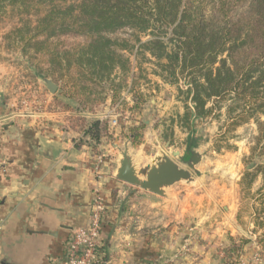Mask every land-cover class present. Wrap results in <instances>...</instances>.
I'll list each match as a JSON object with an SVG mask.
<instances>
[{"label":"trees","instance_id":"1","mask_svg":"<svg viewBox=\"0 0 264 264\" xmlns=\"http://www.w3.org/2000/svg\"><path fill=\"white\" fill-rule=\"evenodd\" d=\"M6 6L29 19L21 20L7 37L28 60L42 58L54 67L52 73L59 74L55 83L63 81L59 94L77 105L65 104L64 109L83 115L75 123L94 151L100 152L99 145L113 134L108 119L84 115L101 102L92 96V87L108 84L110 104L118 100L123 86L114 75L129 69L124 53L133 52L136 42L141 53L157 59L167 82L186 83L193 106H187L182 120L188 123L191 116H210L224 107L223 137L254 120L252 156L264 159V0H0V10ZM122 29L133 31L134 43L115 35ZM145 127L132 126L126 135L140 144ZM221 147L217 144L216 149ZM262 171L261 165L245 171L241 183L247 195ZM258 193L261 206L255 208L253 221L264 232V183ZM228 240L225 251L234 259L226 264H237L235 257L248 240L232 235ZM259 243L264 252V233Z\"/></svg>","mask_w":264,"mask_h":264},{"label":"crops","instance_id":"2","mask_svg":"<svg viewBox=\"0 0 264 264\" xmlns=\"http://www.w3.org/2000/svg\"><path fill=\"white\" fill-rule=\"evenodd\" d=\"M46 104L31 109L29 101V113L0 126V264H60L71 232L89 223L97 189L107 207V264H219L214 243L246 233L227 194L206 186L195 196L179 182L156 194L115 177L128 140L124 123L110 127L113 139L96 152L67 112ZM186 143L188 150L198 145L194 129ZM138 149L129 146L139 167L158 155ZM99 153L106 155L101 175L95 169Z\"/></svg>","mask_w":264,"mask_h":264},{"label":"rangeland","instance_id":"3","mask_svg":"<svg viewBox=\"0 0 264 264\" xmlns=\"http://www.w3.org/2000/svg\"><path fill=\"white\" fill-rule=\"evenodd\" d=\"M23 19L29 20L27 15H19L18 10L11 6L0 10V107L5 108L6 105V109L11 111L16 106L21 111H28L30 110L29 106L26 105L24 110L23 103L27 104L31 101L32 109L35 108V105L43 106L48 101L49 106L59 108L61 112H67L65 116L77 122V117L81 114L75 110L64 109L65 104H71L73 108H76L75 101L58 93L63 88V81L56 83L58 88L54 94H51L43 85L42 78H48L55 82L54 79L59 76L58 73H52L54 67L49 66L42 58L28 60L22 54L16 41L7 37L8 32L20 25ZM132 32L130 29H122L115 35L120 38H130L134 43ZM141 37L142 40L148 38L143 33ZM80 40L78 38L76 42ZM73 41L75 40H69V42ZM124 54L130 60L129 69L124 73L118 70L114 75L117 82H122L120 97L114 104H110L109 95L111 92L108 84L93 85L92 96L101 102L93 110L83 111L84 114H90L91 119L98 118L100 112L109 109L112 114H116L118 119L117 125H110L115 128L120 126L119 122L124 123V127L128 128L144 123L146 127L143 130L140 144H134L132 138L125 134L131 147L135 151L138 147H144L143 152L151 153L153 156L167 152L185 169H190L189 165L182 162L179 157L173 156L172 151H181V154L187 157L189 152L186 143L187 133L190 129H194L198 145L192 150L198 151L202 155V159L196 165L198 171L191 170L192 180L181 181L177 184L186 186L195 196L201 194L199 191L201 189L198 188L203 189L206 186L216 194H227V200L237 206L239 225L246 227L244 235L232 236H242L248 240L244 244L241 254L235 257V261L237 264H262L256 257L264 259V252L259 243V237L264 232L257 229L253 218L255 208L261 206L257 198H260L258 190L263 186L264 172L258 173L251 189L252 196L244 192L241 183L246 170L253 169L257 165L264 167V159L252 156L251 152L254 137L257 134L256 122L251 120L240 126L232 135L223 137L221 134L225 127V108L223 107L220 110L214 109L210 116H191V121L186 123L182 120V116L189 110L188 108L193 106L186 92V83L183 80L179 85L167 82L161 75L157 59L148 52L141 53L136 42L134 51H126ZM39 71H43L44 75H38ZM179 87L183 91H180ZM56 94L59 96L53 99ZM136 103L139 104V107L133 108ZM212 104L210 103L208 106ZM48 105L46 104V106ZM262 118L264 117L262 116ZM130 119H133L134 122L131 123ZM128 120L129 124H127ZM221 125H223L222 131ZM128 128H125L126 132ZM217 144L222 145L220 151L216 149ZM137 188L141 189L139 186ZM141 204L143 203L141 202ZM227 243L229 244L228 237L223 242L214 243L216 252L221 257L219 264H226L230 259H234L225 251Z\"/></svg>","mask_w":264,"mask_h":264},{"label":"water","instance_id":"4","mask_svg":"<svg viewBox=\"0 0 264 264\" xmlns=\"http://www.w3.org/2000/svg\"><path fill=\"white\" fill-rule=\"evenodd\" d=\"M44 85L49 92L54 94L57 91V84L48 78H42ZM130 142L126 141L121 149L119 165L114 172V176L130 185L139 186L156 194H164L168 186L177 182L191 181L193 174L191 170L197 172L196 165L202 159V155L196 150H189L187 157L180 152L174 151L173 156L179 157L182 162L189 165L190 169L182 168L172 157L161 153L148 164L139 167L134 164L129 155Z\"/></svg>","mask_w":264,"mask_h":264},{"label":"built area","instance_id":"5","mask_svg":"<svg viewBox=\"0 0 264 264\" xmlns=\"http://www.w3.org/2000/svg\"><path fill=\"white\" fill-rule=\"evenodd\" d=\"M25 103H23V109H26ZM30 111H21L13 109L9 112H3L0 110V126L9 117H16L26 115ZM99 117L102 120L109 121L111 125H117L118 119L116 114H112L110 111L104 113L100 112ZM106 156L102 153L96 155L95 169L98 175H101L100 169L104 164ZM107 213V207L105 200L99 189L95 191V197L91 206V213L89 223L86 227L73 230L67 240V247L63 255L60 264H107L106 252L104 249V242L102 238V226L103 218ZM256 259L264 264V259L256 257Z\"/></svg>","mask_w":264,"mask_h":264}]
</instances>
